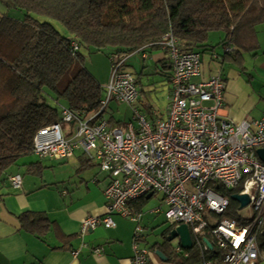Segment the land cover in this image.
<instances>
[{
  "label": "built area",
  "instance_id": "built-area-1",
  "mask_svg": "<svg viewBox=\"0 0 264 264\" xmlns=\"http://www.w3.org/2000/svg\"><path fill=\"white\" fill-rule=\"evenodd\" d=\"M71 48L77 49L75 41ZM163 48L170 60L164 117L155 110L147 116L134 105L139 89L126 68L129 56L113 54L97 109L81 115L61 107L60 121L35 133L33 154L64 160L80 151L107 175L106 214L84 218L80 233L97 226L113 227L114 214L134 221L132 264H151L149 250L142 245L141 212L131 206L150 193L161 195L170 226H188L193 247L201 253L208 248L204 231L211 226L207 241L221 252L219 264H258L257 240L264 226V161L256 151L264 148V115L241 123L226 118L221 114L225 81L217 74L202 78L200 54L180 49L171 33ZM112 100L131 106L132 117L124 127L112 125L103 116ZM8 181L20 188L22 176L12 174ZM219 186L238 188L236 194L248 196L246 206L253 212L248 217L237 212L246 220L243 224L230 218H208L221 217L229 207V198L219 192ZM175 251L182 252L180 247ZM199 264L214 263L203 260Z\"/></svg>",
  "mask_w": 264,
  "mask_h": 264
},
{
  "label": "trees",
  "instance_id": "trees-1",
  "mask_svg": "<svg viewBox=\"0 0 264 264\" xmlns=\"http://www.w3.org/2000/svg\"><path fill=\"white\" fill-rule=\"evenodd\" d=\"M0 7V182L17 173L11 170L19 158L33 153L37 130L60 121L57 103L81 115L97 109L102 89L84 66L82 49L104 51L109 60L113 54L143 55L157 48L167 53L163 43L171 33L182 50L201 54L220 47L224 59L235 62L241 51L257 48L255 26L264 22V0H0ZM14 9L24 11L23 16H11ZM38 16L59 21L70 34ZM213 31L223 33L214 46L208 43ZM166 55L158 70H167L169 79ZM108 121L115 122L112 117ZM41 169L34 165L26 172L40 174ZM218 190L229 198L227 211L218 218L243 224L230 198L239 189ZM17 219L21 229L39 239L50 227L42 212L25 211ZM210 227L204 231L207 240ZM186 253H172L170 259L176 264L221 261L216 248L201 253L193 247Z\"/></svg>",
  "mask_w": 264,
  "mask_h": 264
},
{
  "label": "crops",
  "instance_id": "crops-1",
  "mask_svg": "<svg viewBox=\"0 0 264 264\" xmlns=\"http://www.w3.org/2000/svg\"><path fill=\"white\" fill-rule=\"evenodd\" d=\"M221 39L223 33L216 43L212 40L208 43L214 46ZM255 39L257 48L241 51V58L235 62L225 60L222 56L225 51L220 47L200 54L201 77L217 74L224 79V108L221 114L235 123L259 119L264 115V22L255 26ZM166 54L161 48L148 50L144 59L150 57L151 63L159 71ZM160 72L166 75L164 81L168 83L169 94L167 70L163 68ZM107 80L108 77L103 84ZM137 86L139 97L136 102L144 105L149 110L145 114L150 116V111L154 109L150 108L147 98L142 101L140 97L148 90L139 83ZM157 113L164 117L166 109L164 113ZM111 124L122 125L116 121ZM82 154L75 151L64 160H56L38 158L32 153L19 158L11 170L21 174L20 188H13L7 179L0 182V264H132L134 221L114 214L113 227L97 226L84 234L80 233L84 218L106 214L107 203L103 190L108 180L105 173L99 174L95 170L96 163L86 162V156ZM44 159L51 160L50 164L55 162L65 166L68 169L67 174L64 173L66 176L43 179ZM34 165L42 167L40 174L26 172L27 167ZM154 195L157 194L141 198L131 205L134 210L141 212L142 245L149 250L151 264H176L170 257L172 253L179 254L175 251L176 247H180L178 239L173 240L171 246H159L173 226L166 222L165 217H160L159 214H163L160 206L145 213L146 203ZM161 198L159 201L162 204ZM25 211L42 212L47 216L50 227L44 239L21 229L17 216ZM262 234L264 231L260 232L258 240ZM258 240L261 260L263 256ZM157 249L167 257L166 260L155 253ZM181 250L183 254L187 251Z\"/></svg>",
  "mask_w": 264,
  "mask_h": 264
},
{
  "label": "rangeland",
  "instance_id": "rangeland-1",
  "mask_svg": "<svg viewBox=\"0 0 264 264\" xmlns=\"http://www.w3.org/2000/svg\"><path fill=\"white\" fill-rule=\"evenodd\" d=\"M24 11L21 10H10L9 14L11 16H23ZM40 18H44L45 20H49L54 26L55 28H57L61 34H65V35H69L70 33L66 30V28L63 26L62 23H60L59 21L52 19V18H48L45 16H38ZM209 39L208 42H214L216 43L218 41L219 36L222 35V32L220 31H213L209 33ZM214 40V41H213ZM91 49V48H90ZM88 48L86 49H82L81 53L83 56V64L85 66V68L95 77V79L100 82V84H103L104 79L107 78L109 76V72H110V60L109 58L106 56V53L104 51H96V50H90ZM150 57H147L146 59H144L143 55L141 53L135 52L133 54H130L128 59H127V70L129 72H131V74L139 81V85H141V87L145 88L146 90H148V93L142 94L141 100L142 101H146L149 102L150 104V108H153L154 110H156L157 112H161L164 113L166 107H167V103H168V99H167V94H168V83L165 80V74H162L160 71H157L155 66H153V64L151 63ZM104 85V84H103ZM47 100L49 103L55 105L53 99L50 96H47ZM147 98V99H146ZM61 104V103H60ZM139 106H138V105ZM135 106L138 107V109L145 114L148 109L145 108L144 105H142L139 102H135L134 103ZM57 108L60 110L61 106L59 105V103L56 104ZM104 117L108 118V117H112L114 121H119L124 127L125 124H127L132 117V111H131V106L127 105L125 103H119L117 101H110L106 111L103 114ZM119 123V124H120ZM66 126V125H64ZM71 127V125H68ZM51 162V160L48 159H44L43 160V165L45 166L44 170H43V179L45 180H50L54 177H64L68 172V169L63 166V165H59L55 162L53 163H49ZM96 171H99L100 174V170L98 168V166L94 167ZM65 181V179L63 180ZM55 182V181H53ZM161 195L157 194L152 196L146 203V207H145V213H148L151 209H154L156 207H161V209L163 211H165L166 206L161 204L159 199H160ZM161 204V205H160ZM237 212L241 217H248L253 211L251 209L250 206H246L244 208H237ZM161 218H164L163 214H159ZM208 218L211 219V221H217L218 217L214 216V215H208ZM259 244H260V249L262 252V261L259 264H264V235L262 234L258 240Z\"/></svg>",
  "mask_w": 264,
  "mask_h": 264
},
{
  "label": "water",
  "instance_id": "water-1",
  "mask_svg": "<svg viewBox=\"0 0 264 264\" xmlns=\"http://www.w3.org/2000/svg\"><path fill=\"white\" fill-rule=\"evenodd\" d=\"M257 156L260 160L264 161V148L257 149L256 151ZM151 196V193L146 196V198H149ZM233 201L237 202L239 205V208L245 207L249 203V198L247 195H240V194H232L230 197ZM178 239L179 245L184 250H189L193 248V241L188 229V226L186 224H179L172 229H170L168 235L164 238L163 243L159 246H163L164 244H168L171 246L173 240ZM206 245L208 248H211L210 244L207 240H205ZM156 245V244H155ZM155 253L161 258L166 260L167 257L160 251L159 249L155 250Z\"/></svg>",
  "mask_w": 264,
  "mask_h": 264
}]
</instances>
